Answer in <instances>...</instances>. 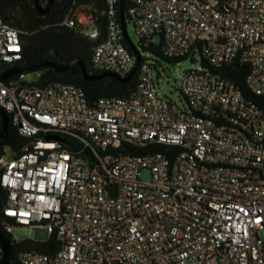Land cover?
Returning <instances> with one entry per match:
<instances>
[{
  "label": "built area",
  "instance_id": "2783aa9c",
  "mask_svg": "<svg viewBox=\"0 0 264 264\" xmlns=\"http://www.w3.org/2000/svg\"><path fill=\"white\" fill-rule=\"evenodd\" d=\"M116 2L108 0L105 37L91 6L70 11L60 25L100 40L94 68L124 76L136 59ZM131 2L139 36L160 37L170 57L199 50L201 66L178 83L181 104L160 94L149 63L129 97L94 103L73 84L37 86L24 75L0 81L10 122L36 136L19 155L0 159L4 215L34 229L35 240L55 235L62 244L52 255L15 251L12 261L264 264V0ZM23 34L0 14V74L22 59ZM234 60L250 67L246 84L257 100L218 71ZM125 143L180 149L124 154Z\"/></svg>",
  "mask_w": 264,
  "mask_h": 264
},
{
  "label": "trees",
  "instance_id": "16d2710c",
  "mask_svg": "<svg viewBox=\"0 0 264 264\" xmlns=\"http://www.w3.org/2000/svg\"><path fill=\"white\" fill-rule=\"evenodd\" d=\"M38 1L44 8L41 9L43 12L51 4L47 13H41L37 10L36 0H0V14L3 19L11 25L25 31V34L22 35V59L14 64L2 65L3 72L10 68L33 66L43 62H53L65 65L76 59H80L85 63L87 71L90 74L96 75L104 72L95 69L92 64L93 52L100 40H91L82 35L78 29L60 25V23L70 11L76 10L83 5L91 6V10L97 19V24L102 36L105 37L107 34L108 22V0ZM115 7L118 21L121 22V13L123 12L126 24H132L134 27V20L130 14V10L132 9L131 0H117ZM135 34L139 39L138 47L136 48L140 54L141 61L136 75L129 82L122 84L115 78L86 81L83 77L80 65L75 64L70 69L63 72H57L51 67H44L31 71H41V77L38 82L34 83V85L46 86L54 82L73 84L83 89L86 100L89 103H94L101 98H127L133 94L137 87L140 68L145 63H149L155 76L160 77L162 70H164L160 61H165L166 63L173 65L189 59L187 57L189 55L194 57V59L198 55L200 61L203 60V56L199 50L181 57H170L167 55L162 41L159 44H156L151 38L139 36L136 32ZM124 43L137 61L134 52L131 50L125 39ZM143 53H148L156 59H152V61L149 62L146 57H143ZM249 70L250 67L247 64L240 63L238 60H234L218 69L220 73L231 80L242 91L245 97L257 100V97L250 92L246 84V77ZM130 72L123 77L128 76ZM26 73L30 72L19 74L13 77V79H17L22 75L26 76ZM1 76L2 73L0 74V77ZM1 125L0 121V131ZM45 136L48 135H43V137ZM35 137L20 133L18 126H14L10 122L9 137L6 144L0 148V159L7 154V151L12 155H19L24 150V147ZM64 137L68 148L77 150L79 144H75L66 136ZM179 149L180 148L177 146L163 143H152L149 147L144 148L125 143L122 144L120 152L134 155H144L156 152L173 154ZM86 154H89V152H86ZM1 175L2 170L0 169V228L13 240L15 251H33L51 255L57 252L62 244L57 240L55 235L47 241L31 239L16 241L14 236L6 231L9 227L16 229L24 226L19 225L12 218L4 215L8 192L1 185ZM1 255L0 251V258Z\"/></svg>",
  "mask_w": 264,
  "mask_h": 264
},
{
  "label": "water",
  "instance_id": "95a60500",
  "mask_svg": "<svg viewBox=\"0 0 264 264\" xmlns=\"http://www.w3.org/2000/svg\"><path fill=\"white\" fill-rule=\"evenodd\" d=\"M50 5H49V7H50ZM49 7L46 8L44 12L41 11V9H44V8H43V6L40 5L39 1L36 0V8L41 13H47L49 10ZM121 26H122L123 36H124L127 44L129 45L131 50L134 52V54L137 58V61H136L134 68L132 69L130 74L126 77H123L119 73L113 72V71H104V72H101V73L96 74V75L90 74L87 71V67H86L85 63L80 59H76V60H73V61H71L65 65L56 64L53 62H43V63L33 65V66H23V67L10 68L3 73L0 81L6 82L7 80H9L13 76L23 74L25 72H31L34 70H38V69H41L44 67H51L57 72H63V71L70 69L73 65L79 64L81 69H82L83 77L86 81H97V80H103L106 78H115L119 82H121L122 84H125V83L129 82L136 75L137 70H138L139 65H140L141 57L137 51L136 46L134 45L131 38L129 37L128 30H127V24L125 22V17H124L123 12L121 13ZM0 121L2 124L1 125V131H0V148H1L6 144L8 137H9V130H10V116L7 113V111L4 108H2L1 106H0ZM19 130H21V129H19ZM57 139H59V138H57ZM0 251L2 254L1 258H0V264H15L12 261V255L15 252L14 242L1 228H0Z\"/></svg>",
  "mask_w": 264,
  "mask_h": 264
},
{
  "label": "rangeland",
  "instance_id": "374dc122",
  "mask_svg": "<svg viewBox=\"0 0 264 264\" xmlns=\"http://www.w3.org/2000/svg\"><path fill=\"white\" fill-rule=\"evenodd\" d=\"M127 30L132 42L136 47H138L139 39L134 32L133 25L128 24ZM153 42L159 44L161 42L160 37L154 38ZM143 57H146L147 61L149 62H151L152 59H156L155 57L150 56L148 53H143ZM160 63L164 68V70H162L161 72V76H156V84L160 94L164 97H167L168 99L173 100L178 104H181V102L184 103V98L180 90L177 88V85L182 80L184 72L189 71L191 69L199 68L201 66L199 56L197 55L195 60L187 59L173 65L168 64L165 61H160ZM40 77L41 71L26 73V80L29 83L38 82ZM142 179L145 181L150 180V172L147 170L144 171L142 174ZM12 234L18 240H35L36 238L35 230L29 227H18L15 230H12Z\"/></svg>",
  "mask_w": 264,
  "mask_h": 264
}]
</instances>
